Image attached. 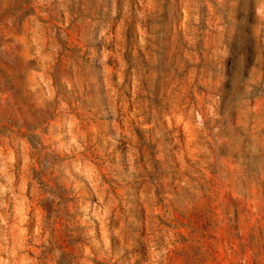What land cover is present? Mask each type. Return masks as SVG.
I'll list each match as a JSON object with an SVG mask.
<instances>
[{
  "label": "rangeland",
  "instance_id": "374dc122",
  "mask_svg": "<svg viewBox=\"0 0 264 264\" xmlns=\"http://www.w3.org/2000/svg\"><path fill=\"white\" fill-rule=\"evenodd\" d=\"M0 264H264V0H0Z\"/></svg>",
  "mask_w": 264,
  "mask_h": 264
}]
</instances>
